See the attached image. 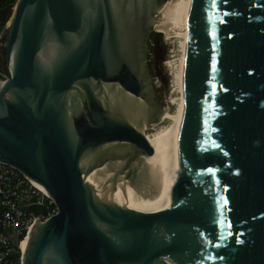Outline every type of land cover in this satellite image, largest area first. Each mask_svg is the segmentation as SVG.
<instances>
[{
  "label": "water",
  "instance_id": "obj_1",
  "mask_svg": "<svg viewBox=\"0 0 264 264\" xmlns=\"http://www.w3.org/2000/svg\"><path fill=\"white\" fill-rule=\"evenodd\" d=\"M165 1H16L0 37V162L58 207L8 237L21 264H264V0L191 1L169 203L117 207L145 187L142 129L170 114L148 65Z\"/></svg>",
  "mask_w": 264,
  "mask_h": 264
},
{
  "label": "rangeland",
  "instance_id": "obj_2",
  "mask_svg": "<svg viewBox=\"0 0 264 264\" xmlns=\"http://www.w3.org/2000/svg\"><path fill=\"white\" fill-rule=\"evenodd\" d=\"M16 3V2H15ZM12 6L0 37L6 31L13 15ZM191 0H167L161 9L152 33L149 37L148 65L154 85L158 88V96L163 98L170 109L167 118L161 120L144 132L151 135L155 129L165 128L172 122L183 97V65ZM148 174H146L147 176Z\"/></svg>",
  "mask_w": 264,
  "mask_h": 264
},
{
  "label": "built area",
  "instance_id": "obj_3",
  "mask_svg": "<svg viewBox=\"0 0 264 264\" xmlns=\"http://www.w3.org/2000/svg\"><path fill=\"white\" fill-rule=\"evenodd\" d=\"M32 206L44 207L46 215L35 214ZM57 213L58 207L46 191L13 166L0 162V264L22 262L21 247L11 245L8 237L30 226L32 231L38 222Z\"/></svg>",
  "mask_w": 264,
  "mask_h": 264
},
{
  "label": "bare ground",
  "instance_id": "obj_4",
  "mask_svg": "<svg viewBox=\"0 0 264 264\" xmlns=\"http://www.w3.org/2000/svg\"><path fill=\"white\" fill-rule=\"evenodd\" d=\"M156 21L157 19L154 25ZM182 108L183 102L178 112L173 115L172 122L167 127L155 129V132L151 135L142 129L148 143L153 148L152 155L144 156L148 174L146 176L145 187L138 200L127 205H118L117 207L131 211L147 212L161 211L167 207L172 185L179 171L178 129ZM27 240L28 238L24 239L25 242Z\"/></svg>",
  "mask_w": 264,
  "mask_h": 264
},
{
  "label": "trees",
  "instance_id": "obj_5",
  "mask_svg": "<svg viewBox=\"0 0 264 264\" xmlns=\"http://www.w3.org/2000/svg\"><path fill=\"white\" fill-rule=\"evenodd\" d=\"M17 0H0V12L5 11L15 4Z\"/></svg>",
  "mask_w": 264,
  "mask_h": 264
},
{
  "label": "flooded vegetation",
  "instance_id": "obj_6",
  "mask_svg": "<svg viewBox=\"0 0 264 264\" xmlns=\"http://www.w3.org/2000/svg\"><path fill=\"white\" fill-rule=\"evenodd\" d=\"M0 72H6L5 61H4V48L0 41Z\"/></svg>",
  "mask_w": 264,
  "mask_h": 264
}]
</instances>
